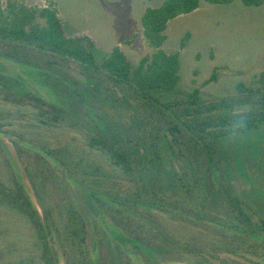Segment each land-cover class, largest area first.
<instances>
[{
  "label": "trees",
  "instance_id": "obj_1",
  "mask_svg": "<svg viewBox=\"0 0 264 264\" xmlns=\"http://www.w3.org/2000/svg\"><path fill=\"white\" fill-rule=\"evenodd\" d=\"M205 1L228 4L232 0ZM241 2L251 7L264 5V0ZM198 7V0H164L159 8H147L141 25L151 53L132 68L118 47L98 64L92 52L93 41L88 37L67 36L53 5L38 8L7 0L1 7L0 3V60L51 70L60 67L70 70L84 84L110 83L117 91H129L138 111L135 127L132 125L120 133L97 134L66 119L61 109L40 98L9 94L0 89L1 104L18 113L13 123L0 121V133L14 135L19 143L24 142L26 135L50 133L56 141L43 146V154L63 159L57 162L61 168L91 193L102 192L115 207L133 210L138 206L172 215L179 223L143 216L183 248L189 264H230L220 255L244 254L262 262L264 216L252 209L234 188L221 182L225 179L220 174L218 145L235 134L264 128V71L256 77L254 89L237 86L243 94L237 102L223 100L206 105L200 102L197 92L173 101L159 98L161 92L172 91L180 83L179 54L161 50L168 23ZM51 59L65 61L72 67L56 65ZM3 70L0 65V81ZM115 93L110 89V96ZM254 96L259 99L252 100ZM250 105L254 109L249 110L246 127H226L224 110ZM13 126H19L23 134ZM58 128H64L65 138H58ZM164 154L175 158L169 171L162 169ZM64 159L70 160L68 166ZM83 164H89L91 170L84 169ZM165 177L169 195L162 187ZM0 206L17 211L27 220L39 242L42 263L57 264L42 219L19 182H14L13 187L0 182ZM66 218L69 245L81 258L78 264H89L84 218L70 204L66 206ZM108 218L117 226L131 227L133 222L125 216L110 214ZM147 234L155 236L151 231ZM134 240L137 254L145 264H159L146 246ZM160 242L175 250L169 241Z\"/></svg>",
  "mask_w": 264,
  "mask_h": 264
},
{
  "label": "rangeland",
  "instance_id": "obj_2",
  "mask_svg": "<svg viewBox=\"0 0 264 264\" xmlns=\"http://www.w3.org/2000/svg\"><path fill=\"white\" fill-rule=\"evenodd\" d=\"M6 1L0 0L1 7L5 6ZM16 1L38 8L53 5L67 36L88 37L93 41L92 52L98 64L109 56L113 48L118 47L132 68L137 67L140 60L151 53L143 37L141 18L147 8H159L164 2ZM198 1L199 7L194 12L168 23L166 41L161 50L167 54H179L180 83L172 91L161 92L159 98L173 101L197 92L200 102L206 105L223 100L237 102L243 98L237 86L254 89L256 77L264 71V5L244 6L241 0H232L228 4ZM52 62L64 67L71 66L57 59ZM0 65L4 69L0 81L1 90L9 94L40 98L61 109L66 119H72L88 131L114 134L132 125L135 127L138 111L127 90L117 91L112 84L100 81L98 84H84L70 70L64 69L65 72L60 67L51 70L4 59L0 60ZM73 67L76 68V65ZM112 88L116 92L113 97L109 94ZM258 97L254 96L252 100L257 101ZM246 107L248 110L254 109L252 105ZM17 114L0 101L1 122L13 123L18 118ZM18 127L13 126L23 134V130ZM56 132L60 135L58 138L67 135L64 128H58ZM55 141L50 133L26 135L21 143L12 134L0 133V182L7 187H13L14 182H19L24 188L42 219L57 264H78L81 259L67 239L68 204L84 218L85 250L89 264H145L142 256L137 254L134 238L151 251L159 264H189L183 248L174 243L158 225L150 223L143 216L149 215L169 224L179 223L172 215L138 206L133 210L115 207L108 203L102 192L91 193L89 188L61 168L57 162L63 159L43 154L41 148ZM218 156L220 174L225 179L221 182L234 188L252 209L264 216V128L235 134L223 140L218 145ZM162 159V169L169 171L175 158L171 154H164ZM64 160L68 166L70 160ZM81 166L91 170L89 164ZM162 185L164 193L169 195L166 177ZM110 214L129 217L133 220L131 227L115 225L108 218ZM149 231L155 236H149ZM164 239L170 242L171 247L174 245V251L162 245L160 241ZM220 257L230 264L264 262L248 254ZM0 264H43L39 242L27 220L17 211L2 206Z\"/></svg>",
  "mask_w": 264,
  "mask_h": 264
},
{
  "label": "clouds",
  "instance_id": "obj_3",
  "mask_svg": "<svg viewBox=\"0 0 264 264\" xmlns=\"http://www.w3.org/2000/svg\"><path fill=\"white\" fill-rule=\"evenodd\" d=\"M249 110L246 106H233L225 115L227 128H244L249 116Z\"/></svg>",
  "mask_w": 264,
  "mask_h": 264
}]
</instances>
